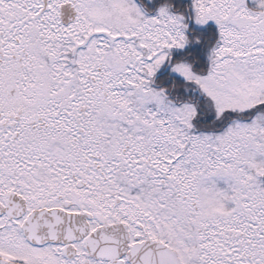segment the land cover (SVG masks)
Wrapping results in <instances>:
<instances>
[{
  "label": "snow or ice",
  "instance_id": "obj_1",
  "mask_svg": "<svg viewBox=\"0 0 264 264\" xmlns=\"http://www.w3.org/2000/svg\"><path fill=\"white\" fill-rule=\"evenodd\" d=\"M0 264H264V0H0Z\"/></svg>",
  "mask_w": 264,
  "mask_h": 264
}]
</instances>
